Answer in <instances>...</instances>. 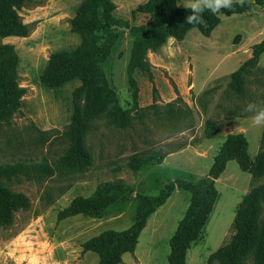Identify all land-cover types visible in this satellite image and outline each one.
Wrapping results in <instances>:
<instances>
[{"label":"rangeland","instance_id":"1","mask_svg":"<svg viewBox=\"0 0 264 264\" xmlns=\"http://www.w3.org/2000/svg\"><path fill=\"white\" fill-rule=\"evenodd\" d=\"M110 1L111 30L120 37L102 69L128 125L120 127L112 115L92 119L82 144L71 141L74 92L81 81L56 88L40 81L51 54L80 45L70 20L81 0H26L17 14L28 33L0 37V45L13 48L16 81L25 90L13 114L0 119V186L10 193L0 199V264H97L98 255L83 252L82 243L132 226L138 195L155 196L177 180L204 178L228 134L246 138L252 160L264 149V121L257 126L252 120L264 109V52L244 69L238 84L231 79L264 40V0H245L255 3L252 10L221 16L208 37L193 29L148 51L152 81L148 73L136 72V103L127 76L129 30L151 18L136 11L146 0ZM175 1L180 8L191 2ZM249 103H254L251 111ZM211 123L219 131L207 138ZM133 155L153 159L134 171L128 166ZM115 181L134 187L127 201L99 218L68 215L76 197L87 199L99 184ZM257 182L234 161L226 163L214 182L216 201L201 236L186 251L185 264H207L227 245L238 205ZM189 202L190 194L174 186L148 216L134 251L123 254L121 264H168L170 240ZM252 263V256L243 262Z\"/></svg>","mask_w":264,"mask_h":264},{"label":"trees","instance_id":"2","mask_svg":"<svg viewBox=\"0 0 264 264\" xmlns=\"http://www.w3.org/2000/svg\"><path fill=\"white\" fill-rule=\"evenodd\" d=\"M26 0H0V37L20 36L28 33L27 26L19 19L17 11ZM254 2H244L240 6L233 2V8L221 9L213 14L205 10V25H190L186 18L191 15L190 8H180L175 0H146L136 9L148 15L151 20L146 24L132 26L130 60L128 63V84L132 101L136 103L137 71L150 72L146 67L145 55L148 51L160 48L169 38L181 39L189 31L196 29L202 36L208 37L219 23L220 17L241 15L254 7ZM113 5L110 0H81L75 16L70 20L72 31L79 34L80 45L72 51H61L49 56L40 81L47 88H56L74 79L81 81V86L74 92V116L72 120L71 141L82 144L83 135L92 119L112 115L120 127L128 125V118L119 106L115 93L110 89L102 69L119 39L117 31L111 30L114 23ZM252 56L235 71L231 77L238 84L244 69L255 63L264 52V40L253 46ZM17 57L10 45H0V119L5 120L15 111L16 105L25 90L18 86L15 76ZM219 131L214 123L206 127V137L211 138ZM264 143V129H263ZM152 157L128 158V166L134 171ZM157 160H162L158 156ZM228 161H234L241 172H247L254 181L236 210L233 234L230 241L220 250L211 254L207 264H243L252 256V264H264V221L261 219L264 207V149L252 160L248 154V142L242 134H228L213 158L207 175L197 182L177 180L174 184L161 189L155 196L138 195L135 221L128 229L120 232L105 231L82 243V251H91L98 255L97 264H121L122 255L132 253L137 237L144 227L148 216L162 206L170 197L173 187L190 194L189 206L170 243L168 264H185L186 251L190 244L199 239L206 221L217 198L215 180L223 172ZM1 172V170H0ZM134 191L132 185L121 181L99 184L93 195L87 199L76 197L70 205L68 215L83 214L99 218L113 205L127 201ZM10 193L0 186V199ZM64 214L59 216L63 218Z\"/></svg>","mask_w":264,"mask_h":264},{"label":"clouds","instance_id":"3","mask_svg":"<svg viewBox=\"0 0 264 264\" xmlns=\"http://www.w3.org/2000/svg\"><path fill=\"white\" fill-rule=\"evenodd\" d=\"M236 2L243 6L245 0H236ZM191 9V15L186 18V23L190 25H205V20L203 18V13L205 10H210L213 14L221 13V9L233 8V0H191V2L185 6ZM254 107V103H249L247 106V111H251ZM253 123L257 126L262 125L264 121V109L252 117Z\"/></svg>","mask_w":264,"mask_h":264}]
</instances>
